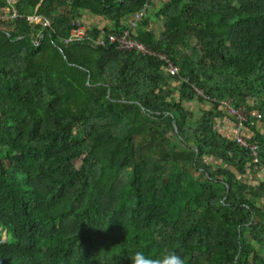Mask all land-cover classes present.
<instances>
[{
    "label": "trees",
    "instance_id": "obj_1",
    "mask_svg": "<svg viewBox=\"0 0 264 264\" xmlns=\"http://www.w3.org/2000/svg\"><path fill=\"white\" fill-rule=\"evenodd\" d=\"M151 1L0 0L17 14L0 18V264H264V178L248 177L264 169V0H167L160 36L141 21L178 69L173 97L160 57L64 43L81 11L113 23L95 38ZM223 100L258 163L217 130L237 125Z\"/></svg>",
    "mask_w": 264,
    "mask_h": 264
},
{
    "label": "built area",
    "instance_id": "obj_2",
    "mask_svg": "<svg viewBox=\"0 0 264 264\" xmlns=\"http://www.w3.org/2000/svg\"><path fill=\"white\" fill-rule=\"evenodd\" d=\"M7 1L11 6L17 2L15 1V3H11V0ZM148 8L149 7L147 6L140 12H136L135 14L128 17L125 20V27L121 28L118 32H110L109 34L104 33L102 35L96 36L95 38H89L87 36L88 28L84 26V24L78 17H76L71 22L72 29L70 31L69 37L64 40V43L67 44L71 42L87 41L96 47L115 45L121 51H137L138 53H141L143 55H154L168 61L165 69L168 70L169 74L177 75L178 69L173 65L171 61L167 59L165 55H159L158 53L151 51L137 39L138 31L141 29V21L148 16ZM7 10L9 11V13L2 15L0 14L1 19H5L10 15V13H13V15H17L16 11L12 8H9ZM32 19L36 20L37 17ZM45 24H48V22H46ZM196 91L198 95L206 96L201 89L196 88ZM206 97L208 98V96ZM221 104L222 107L237 120V143L239 144V146L249 151L253 163H258L257 145L248 143L244 138V135H251V132L247 130L243 125L247 120V113L243 111V109L234 107L230 100H223ZM249 114L256 117L260 116L256 112Z\"/></svg>",
    "mask_w": 264,
    "mask_h": 264
},
{
    "label": "crops",
    "instance_id": "obj_3",
    "mask_svg": "<svg viewBox=\"0 0 264 264\" xmlns=\"http://www.w3.org/2000/svg\"><path fill=\"white\" fill-rule=\"evenodd\" d=\"M165 1L167 0H152L148 8V16L150 17L148 29H151L157 36L161 35V32L163 30L164 20L158 16L156 17V19H154L153 16L154 14L155 15L157 14V11L161 7L162 3ZM78 18L84 24V26H86L88 29L96 28V29L105 30V29H111L113 27V23L109 21V19H106L102 16H95L86 11H81L79 13ZM158 23L161 24V29L158 28ZM164 75L166 77V83L164 84L165 94L168 97H173L177 94V88H178L180 79L178 78L177 75L169 74L167 69L164 70ZM186 107L193 111L200 112L201 110L200 108H202L203 105H201L197 100H193V101L186 103ZM216 126H217V130L227 137L232 138V137L237 136V125L235 124L232 118L223 117L218 120ZM258 129L264 135V128H258ZM248 177L253 178V181L255 180L261 181L264 178V169L256 172L253 175L249 174ZM257 202L260 207L264 208L263 198L258 199Z\"/></svg>",
    "mask_w": 264,
    "mask_h": 264
},
{
    "label": "clouds",
    "instance_id": "obj_4",
    "mask_svg": "<svg viewBox=\"0 0 264 264\" xmlns=\"http://www.w3.org/2000/svg\"><path fill=\"white\" fill-rule=\"evenodd\" d=\"M130 261L131 264H185V260L175 251H169L159 259H153L138 250L130 257Z\"/></svg>",
    "mask_w": 264,
    "mask_h": 264
},
{
    "label": "rangeland",
    "instance_id": "obj_5",
    "mask_svg": "<svg viewBox=\"0 0 264 264\" xmlns=\"http://www.w3.org/2000/svg\"><path fill=\"white\" fill-rule=\"evenodd\" d=\"M15 1H17V0H11V3H13V2L15 3ZM3 13L6 14V13H9V11H8V10H5V12H3ZM1 15H2V14H1ZM153 17H154V19H156L157 15L154 14ZM40 19H41V18H37L36 21H40ZM158 20H159V19H158ZM158 28L161 29V24H160V23H158ZM5 154H6V151L0 149V156H1V155H5Z\"/></svg>",
    "mask_w": 264,
    "mask_h": 264
},
{
    "label": "water",
    "instance_id": "obj_6",
    "mask_svg": "<svg viewBox=\"0 0 264 264\" xmlns=\"http://www.w3.org/2000/svg\"><path fill=\"white\" fill-rule=\"evenodd\" d=\"M40 21H42V19H40Z\"/></svg>",
    "mask_w": 264,
    "mask_h": 264
}]
</instances>
